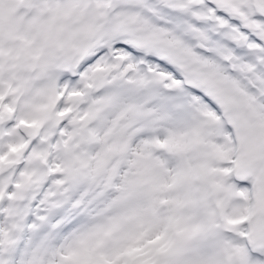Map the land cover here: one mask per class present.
<instances>
[{"label": "snow or ice", "instance_id": "6c2138e0", "mask_svg": "<svg viewBox=\"0 0 264 264\" xmlns=\"http://www.w3.org/2000/svg\"><path fill=\"white\" fill-rule=\"evenodd\" d=\"M0 264H264V0H0Z\"/></svg>", "mask_w": 264, "mask_h": 264}]
</instances>
